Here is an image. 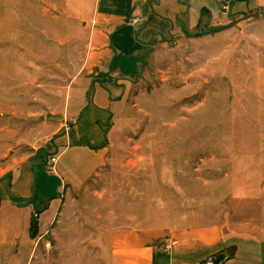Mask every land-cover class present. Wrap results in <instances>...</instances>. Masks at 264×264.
<instances>
[{"label":"rangeland","instance_id":"obj_1","mask_svg":"<svg viewBox=\"0 0 264 264\" xmlns=\"http://www.w3.org/2000/svg\"><path fill=\"white\" fill-rule=\"evenodd\" d=\"M114 1L0 0V175L31 157L23 168L35 197L50 204L40 231L60 198L100 211L114 202L124 216L117 225L146 232L157 247L173 236L174 254L199 253L195 264L221 254L219 264H264V10L256 0L228 16L212 0H134L126 22L98 42L107 45L99 82L110 89L116 81L103 76L118 78L123 95L103 142L105 162L79 195L63 192L49 164L56 153L40 148L70 135L72 101L78 105L89 78L87 29L116 16ZM136 16L142 22L132 24ZM61 163L75 177L96 165L81 152ZM22 220L20 238L8 234L6 248L26 264L28 210ZM58 224L57 216L46 236L33 235L29 264H58ZM206 232L214 236L209 253L193 245Z\"/></svg>","mask_w":264,"mask_h":264},{"label":"crops","instance_id":"obj_2","mask_svg":"<svg viewBox=\"0 0 264 264\" xmlns=\"http://www.w3.org/2000/svg\"><path fill=\"white\" fill-rule=\"evenodd\" d=\"M212 1H216L219 8H225L223 11H226L224 14L227 16L229 15L228 12L241 10L244 2V0ZM236 2H239V4H236ZM232 4L233 6L230 7ZM134 5V0H115L112 11L117 16L120 8L123 7L121 15L118 17L113 15L109 18L99 16L93 20L96 27L92 26L87 29L86 44L89 51L83 68L89 78L86 88L79 98L78 105H76L77 101H72L74 103L71 106L74 113L72 117L75 116V124L70 135L63 136V139L57 142V146L47 144L40 148L42 153H56L58 159L53 165L55 167L53 173L60 180L63 192L67 197L73 193L79 195L88 180L97 174L105 162L106 148L103 142L108 133V127L111 126L112 128L111 123L117 119L113 110L122 102L123 95L121 92L122 82L118 78L103 76L111 81H116V83L113 82L114 85L110 89L106 87L105 82H99L101 77L100 64L106 58L104 47H107V45L103 43L99 47L98 42L104 37L103 31L109 32L113 26L126 22L127 16L132 12ZM219 8L218 10H220ZM255 8V10H264V0H256ZM184 12L185 9L180 7L175 9L174 13L179 15ZM243 13L238 11V14ZM126 24L130 26V24ZM83 140L89 142L91 149L85 146H75L76 143H81ZM95 148L100 149L95 151ZM38 152L40 153V150ZM68 152H81L87 159H94L96 165L86 168L78 177L71 176L69 174L71 168L66 167L67 163H61ZM30 159V156L23 157L20 160L13 159L12 164L0 175V264H19L20 262V256L8 253L6 241L7 235L10 233L15 241L20 238L22 215L26 210L30 213L29 231L31 234V248L26 264H29L32 255L35 257L33 235L37 232V236L40 235V238L46 236L56 222L57 216L59 218L58 234L61 240L58 264H195L201 257L199 253L194 256L174 254L178 247V241L173 236L165 239H174L176 246L165 252L162 250V244L158 247L152 245L146 232L117 225V217L124 219V216H122L123 213L120 214L121 216L116 214L114 202H110L113 207H107L100 211L93 210L94 206L90 209L86 208L87 202H78L80 198H60L58 208L48 218V226L44 231H40L39 219L50 210V204L35 197L31 179L23 168V165L28 163ZM50 166L52 167V165ZM66 174H69L68 177ZM107 202L109 203L108 200ZM97 203H105V201H98ZM37 204L41 205V208L33 211L34 206H37ZM34 213L37 214V218L33 220ZM72 235H75V237H72ZM196 239H198L200 245L193 244L195 240L192 244L200 246L205 252L209 253L214 241L212 233H203L201 237ZM192 244L191 242L185 243L184 247L190 248ZM41 261L49 264L45 260L41 259Z\"/></svg>","mask_w":264,"mask_h":264},{"label":"built area","instance_id":"obj_3","mask_svg":"<svg viewBox=\"0 0 264 264\" xmlns=\"http://www.w3.org/2000/svg\"><path fill=\"white\" fill-rule=\"evenodd\" d=\"M141 22H142V18L138 17V16L134 17V19L132 20V24H135V23L137 24V23H141ZM56 161H57L56 157H51L49 159V164L50 165H54L56 163ZM36 217H37V214L34 213L33 214V218H36ZM175 244H176L175 240L167 239V240L164 241V244L162 246V250L165 251V252L170 251L171 248H173V246H175Z\"/></svg>","mask_w":264,"mask_h":264},{"label":"water","instance_id":"obj_4","mask_svg":"<svg viewBox=\"0 0 264 264\" xmlns=\"http://www.w3.org/2000/svg\"><path fill=\"white\" fill-rule=\"evenodd\" d=\"M222 260H224V255L223 254L215 257V259L212 261V264H219Z\"/></svg>","mask_w":264,"mask_h":264},{"label":"flooded vegetation","instance_id":"obj_5","mask_svg":"<svg viewBox=\"0 0 264 264\" xmlns=\"http://www.w3.org/2000/svg\"><path fill=\"white\" fill-rule=\"evenodd\" d=\"M213 260H211L210 262L212 263Z\"/></svg>","mask_w":264,"mask_h":264},{"label":"trees","instance_id":"obj_6","mask_svg":"<svg viewBox=\"0 0 264 264\" xmlns=\"http://www.w3.org/2000/svg\"><path fill=\"white\" fill-rule=\"evenodd\" d=\"M31 229V228H30Z\"/></svg>","mask_w":264,"mask_h":264}]
</instances>
